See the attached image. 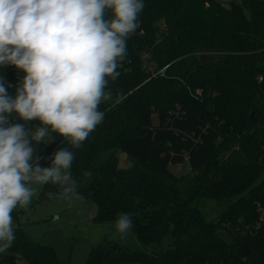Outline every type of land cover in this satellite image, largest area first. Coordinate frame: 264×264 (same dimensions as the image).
I'll return each instance as SVG.
<instances>
[{"label":"trees","instance_id":"trees-1","mask_svg":"<svg viewBox=\"0 0 264 264\" xmlns=\"http://www.w3.org/2000/svg\"><path fill=\"white\" fill-rule=\"evenodd\" d=\"M144 3L120 76L106 78L114 96L122 91L124 99L101 103L105 118L74 149L71 171L80 197L95 204V223L131 213V232L142 249L170 240L151 253L102 241L81 264H264V0ZM0 76L15 95L26 73L8 65ZM50 135L54 142L37 145L42 166L58 147L71 148ZM116 151L131 165L119 167ZM183 162L188 172L177 175L172 168ZM88 170L91 180L83 176ZM58 191L43 185L36 203L56 200L46 194ZM200 198L237 199L206 221L191 207ZM18 215L13 210V221ZM14 229L15 242L0 253V264H70L52 246Z\"/></svg>","mask_w":264,"mask_h":264},{"label":"clouds","instance_id":"clouds-1","mask_svg":"<svg viewBox=\"0 0 264 264\" xmlns=\"http://www.w3.org/2000/svg\"><path fill=\"white\" fill-rule=\"evenodd\" d=\"M144 7V0H0V67L26 73L15 95L0 76V253L15 242L12 213L18 205L28 208L34 184L57 185L60 191L47 193L49 199L80 197L71 171L74 149L103 122L101 103L124 99L122 91L114 96L106 78L120 76L127 37ZM50 131L71 148L58 147L42 166L37 145L55 141ZM83 176L91 180L93 172ZM114 226L126 237L132 214H118Z\"/></svg>","mask_w":264,"mask_h":264},{"label":"rangeland","instance_id":"rangeland-1","mask_svg":"<svg viewBox=\"0 0 264 264\" xmlns=\"http://www.w3.org/2000/svg\"><path fill=\"white\" fill-rule=\"evenodd\" d=\"M231 0H223V4H228ZM238 1V0H233ZM145 61L149 55L143 54ZM146 62V61H145ZM149 60L146 62L148 63ZM151 65V64H150ZM51 136V135H50ZM48 140V137H45ZM115 156L118 159L119 167H128L131 160L124 153L116 151ZM103 159L107 154L102 155ZM172 170L177 174L187 173L188 164L173 167ZM264 177V173L260 179ZM260 179L256 182L258 183ZM37 189L27 209L18 205L14 211L19 213L18 220L13 221V227H20L35 242L42 245L53 247L58 259L69 261L70 264H81L86 261L89 251L102 243V241L116 242L125 245L133 251L139 249L140 242L137 241L132 232L126 237H121L114 226V221L106 223H95L91 214L95 212V204L89 200L76 196H58L54 201H44L37 204L38 195L43 185H33ZM237 198H231L221 202L207 199H198L191 204V207L200 210L206 221L214 220L229 204ZM219 235L227 242L230 240L219 231ZM170 238H165L160 245L153 244L145 250L148 253L157 250H165ZM17 264H25L19 260Z\"/></svg>","mask_w":264,"mask_h":264},{"label":"water","instance_id":"water-1","mask_svg":"<svg viewBox=\"0 0 264 264\" xmlns=\"http://www.w3.org/2000/svg\"><path fill=\"white\" fill-rule=\"evenodd\" d=\"M249 117L251 121L253 122L254 126L258 127V121L255 119L254 114H252V112L249 113Z\"/></svg>","mask_w":264,"mask_h":264},{"label":"built area","instance_id":"built-area-1","mask_svg":"<svg viewBox=\"0 0 264 264\" xmlns=\"http://www.w3.org/2000/svg\"><path fill=\"white\" fill-rule=\"evenodd\" d=\"M149 69H150V68H149ZM159 73H160L161 75H163V74H164V70L159 71L158 74H159ZM196 93L199 94V95L201 94V92H200L199 90H197ZM261 219H262V217H261ZM261 219H260V221H261ZM259 226H260V223H258V224L256 225V228H259Z\"/></svg>","mask_w":264,"mask_h":264},{"label":"crops","instance_id":"crops-1","mask_svg":"<svg viewBox=\"0 0 264 264\" xmlns=\"http://www.w3.org/2000/svg\"><path fill=\"white\" fill-rule=\"evenodd\" d=\"M93 216V213L91 214V217ZM141 248V246L139 245V249Z\"/></svg>","mask_w":264,"mask_h":264}]
</instances>
